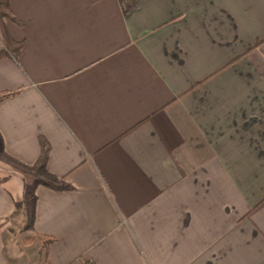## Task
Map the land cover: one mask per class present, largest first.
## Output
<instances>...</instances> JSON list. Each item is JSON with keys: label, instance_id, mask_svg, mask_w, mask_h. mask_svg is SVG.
I'll return each instance as SVG.
<instances>
[{"label": "crops", "instance_id": "crops-1", "mask_svg": "<svg viewBox=\"0 0 264 264\" xmlns=\"http://www.w3.org/2000/svg\"><path fill=\"white\" fill-rule=\"evenodd\" d=\"M10 6L0 264H264V0Z\"/></svg>", "mask_w": 264, "mask_h": 264}, {"label": "trees", "instance_id": "trees-1", "mask_svg": "<svg viewBox=\"0 0 264 264\" xmlns=\"http://www.w3.org/2000/svg\"><path fill=\"white\" fill-rule=\"evenodd\" d=\"M7 19L17 26H21L22 23L18 21V19L15 17V15L12 12L11 6H10V0H0V22L2 23V39H0V42L2 44V50L0 51V58L9 56L13 60H17L18 54L20 49L23 47L22 41H14L6 32L4 26H3V20ZM12 94H3L0 96V101L4 100L5 98L11 96ZM40 147H41V153L39 158L37 159L36 163L32 167V169L35 171V173L43 177L45 181H40V183L54 187V188H60L58 185V180L54 176L50 175L46 170V161L48 157L49 152V146L47 142L43 139H39ZM31 220L29 217L26 219V225L28 226L30 224ZM54 242V239L49 236L36 234L33 237H30L28 239H24L22 243L24 245H30L35 244L39 249V254L43 255L46 254L48 246Z\"/></svg>", "mask_w": 264, "mask_h": 264}, {"label": "rangeland", "instance_id": "rangeland-1", "mask_svg": "<svg viewBox=\"0 0 264 264\" xmlns=\"http://www.w3.org/2000/svg\"><path fill=\"white\" fill-rule=\"evenodd\" d=\"M41 256H42V254H41Z\"/></svg>", "mask_w": 264, "mask_h": 264}]
</instances>
